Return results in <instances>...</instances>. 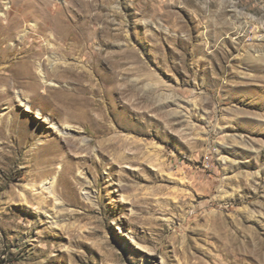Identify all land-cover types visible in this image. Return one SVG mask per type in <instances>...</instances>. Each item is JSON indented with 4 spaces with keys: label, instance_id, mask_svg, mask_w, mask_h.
<instances>
[{
    "label": "rangeland",
    "instance_id": "374dc122",
    "mask_svg": "<svg viewBox=\"0 0 264 264\" xmlns=\"http://www.w3.org/2000/svg\"><path fill=\"white\" fill-rule=\"evenodd\" d=\"M0 16V264H264V0Z\"/></svg>",
    "mask_w": 264,
    "mask_h": 264
},
{
    "label": "bare ground",
    "instance_id": "6f19581e",
    "mask_svg": "<svg viewBox=\"0 0 264 264\" xmlns=\"http://www.w3.org/2000/svg\"><path fill=\"white\" fill-rule=\"evenodd\" d=\"M18 10L19 11H22V13H19ZM14 11H16V12L18 11V13H15ZM28 11H29V9H14L12 11L10 9H8L4 13L5 16H8L9 15V19H10V22H11V25H10L11 33H15V29L16 30L18 29V27L20 26V24L24 21L23 19L25 17L27 18L28 16L33 15L34 12H38L39 14H42V11H43V14H46V12H47V11H45V9H37V10H34V11L30 10L29 12ZM48 15H49V18L52 17L53 19H58V17H59V16H57V13L54 12V11H51V13L50 14L48 13ZM21 17H23V18H21ZM68 28L69 27L67 25H60V24L57 25V23H55V24H52V25L51 24H48L47 27L44 30L48 33L47 34L48 37L50 35L53 36V37L60 35V38L61 39L67 40V33L70 32V29H68ZM48 30L50 31V33L48 32ZM79 31H77V32H79ZM83 35H84V31H81L79 33V39H78L81 43L84 42ZM74 39H76V38H73V40ZM43 50H45V49H43ZM19 62H21V67L18 69V71H15L16 72V76L19 78V80L20 79L21 80L22 79H28V78L34 79L35 76L32 74V69H31L32 68V65L30 63H28L27 61H25L24 59L21 60V61H19ZM5 69L6 68H2V69L0 68V83L1 82H4V84H9L10 83V81H9V75L8 74H5L4 72L2 73V71L5 70ZM31 74H32V76H31ZM1 97L2 96L0 95V100H1ZM69 104L71 105L70 101H69ZM102 120H104V118H102ZM6 122H7V126L9 127L10 131L19 130L21 132V134L28 133L26 130H24V129H26V128H24L25 121L23 119H21V118H18L16 115L10 116L6 120ZM44 174H45V171H44Z\"/></svg>",
    "mask_w": 264,
    "mask_h": 264
}]
</instances>
